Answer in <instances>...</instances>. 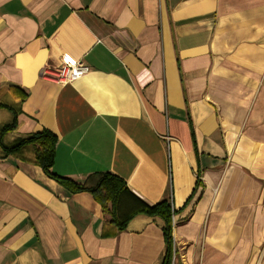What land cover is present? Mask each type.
<instances>
[{"label": "crops", "instance_id": "1", "mask_svg": "<svg viewBox=\"0 0 264 264\" xmlns=\"http://www.w3.org/2000/svg\"><path fill=\"white\" fill-rule=\"evenodd\" d=\"M63 56L90 70L45 78ZM0 104V264L162 263L161 218L2 148L43 129L58 175L170 201L173 264H264V0H0Z\"/></svg>", "mask_w": 264, "mask_h": 264}, {"label": "trees", "instance_id": "2", "mask_svg": "<svg viewBox=\"0 0 264 264\" xmlns=\"http://www.w3.org/2000/svg\"><path fill=\"white\" fill-rule=\"evenodd\" d=\"M4 105L0 104V107ZM16 124V115L12 120L1 127L0 133L7 132ZM57 137L48 129L30 133L22 137L10 146H3L6 152H14L30 145L34 148V161L44 173L56 180L68 191L89 192L97 201L102 210L110 216L111 222L118 228L123 229L127 222L136 214L143 213L150 216H158L163 221L162 233L165 241V252L161 264H170L172 241H171V216L175 212L168 199H162L153 204H148L136 196L127 187L125 180L111 172H100L88 177L84 182L77 183L72 179L58 175L52 171Z\"/></svg>", "mask_w": 264, "mask_h": 264}, {"label": "built area", "instance_id": "3", "mask_svg": "<svg viewBox=\"0 0 264 264\" xmlns=\"http://www.w3.org/2000/svg\"><path fill=\"white\" fill-rule=\"evenodd\" d=\"M89 70L90 67L82 61L63 56L58 67L45 66L42 68V74L51 81L68 83L80 78ZM170 264H173V256H171Z\"/></svg>", "mask_w": 264, "mask_h": 264}]
</instances>
